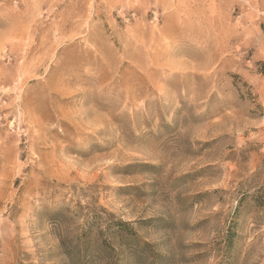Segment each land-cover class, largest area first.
Wrapping results in <instances>:
<instances>
[{
    "label": "rangeland",
    "instance_id": "1",
    "mask_svg": "<svg viewBox=\"0 0 264 264\" xmlns=\"http://www.w3.org/2000/svg\"><path fill=\"white\" fill-rule=\"evenodd\" d=\"M264 0H0V264H264Z\"/></svg>",
    "mask_w": 264,
    "mask_h": 264
},
{
    "label": "trees",
    "instance_id": "2",
    "mask_svg": "<svg viewBox=\"0 0 264 264\" xmlns=\"http://www.w3.org/2000/svg\"><path fill=\"white\" fill-rule=\"evenodd\" d=\"M262 31H263V35H264V25L262 26ZM259 66H260V72L264 73V61L259 62Z\"/></svg>",
    "mask_w": 264,
    "mask_h": 264
}]
</instances>
